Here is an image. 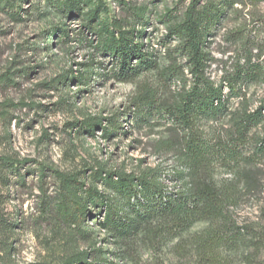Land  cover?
Segmentation results:
<instances>
[{
  "label": "rangeland",
  "instance_id": "1",
  "mask_svg": "<svg viewBox=\"0 0 264 264\" xmlns=\"http://www.w3.org/2000/svg\"><path fill=\"white\" fill-rule=\"evenodd\" d=\"M230 1L207 37L208 75L216 84L233 71L244 48L264 43V0ZM191 2L0 0V159L10 160L0 163V264H68L80 252L117 264L194 263V237L207 222L169 242L153 243L146 228L139 237L123 240L112 230L106 202L85 193L97 189L119 196L96 175L100 169L136 176L154 169L170 191L189 180L188 170L182 181L173 178L184 168L174 153H158V142L172 134L165 111L146 109L140 118L134 102L145 90L172 102L183 89V76L176 79L167 71L185 66L169 29ZM116 25L143 34L148 50L156 51L157 69L132 82L115 79L113 59L104 56L98 38L102 30H118ZM260 94L258 86L250 87L253 107ZM237 105L232 100L231 109ZM201 126L224 133L229 117ZM56 172L79 176L83 183L86 208L79 217L65 219L56 209L69 196ZM234 177L235 171L216 166L219 183ZM117 204L122 209L125 202L118 198ZM263 208L264 189L246 196L235 215L239 224L255 223Z\"/></svg>",
  "mask_w": 264,
  "mask_h": 264
},
{
  "label": "trees",
  "instance_id": "2",
  "mask_svg": "<svg viewBox=\"0 0 264 264\" xmlns=\"http://www.w3.org/2000/svg\"><path fill=\"white\" fill-rule=\"evenodd\" d=\"M201 3L202 0H192L169 29V35L179 42L185 66L182 70L172 65L167 71L176 79L183 76V89L172 102H162L152 90H145L134 102L140 118L146 109H155L158 114L165 111L172 122V134L158 142V153H174L184 168L173 178L182 181L188 170L189 180L170 191L154 169L140 176L100 169L96 175L115 187L120 196L112 197L97 189L85 192L79 176L56 172L69 194L56 209L65 219L79 217L78 212L86 208L82 191L87 196L94 192L106 202L112 230L123 240L139 237L146 228L153 243L169 242L196 224L207 222L208 227L194 237L193 264H264V208L261 219L255 223L239 224L235 215L246 196L257 195L264 189V172L260 167H264V43L253 41L254 47L244 48L233 71L216 84L208 75L212 61L206 48L208 32L220 23L224 9L231 8L234 2L224 0L220 5L208 6ZM115 27L117 34L102 30L98 43L100 48L103 45L104 56L113 59L117 81L132 82L158 68L156 51L148 50L142 33H135L128 26ZM256 49L258 52L254 53ZM254 85L261 94L253 107L249 89ZM232 100H238L234 110ZM227 117L230 127L224 133L202 130V122H219ZM89 127L92 131L93 125ZM9 162L8 158L0 159L2 164ZM217 165L235 171L234 179L221 183L215 180ZM118 198L125 202L122 209ZM90 257L91 252H80L68 264H117Z\"/></svg>",
  "mask_w": 264,
  "mask_h": 264
}]
</instances>
